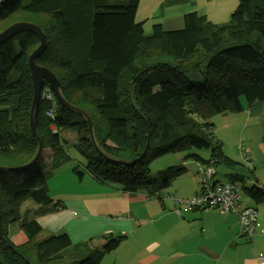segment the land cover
I'll list each match as a JSON object with an SVG mask.
<instances>
[{
	"label": "trees",
	"instance_id": "obj_1",
	"mask_svg": "<svg viewBox=\"0 0 264 264\" xmlns=\"http://www.w3.org/2000/svg\"><path fill=\"white\" fill-rule=\"evenodd\" d=\"M138 3L0 0V32L17 22L41 30L46 45L34 63L56 77L64 99L89 117L99 151L115 161L93 149L81 116L57 102L53 118H48L50 105L40 98L35 132L41 154L28 168L4 170L22 166L36 150L28 129V56L39 41L33 33L21 32L1 45L0 264H98L124 240L108 234L101 235L106 242L100 247L72 243L65 233L43 234L31 209L22 212L28 201L63 207L49 193L42 168L67 159L60 135L65 131L77 133V152L86 162L82 171L96 183L157 197L186 168L169 169L151 179V161L169 152L204 150L208 160L196 154L190 158L197 167L213 162L212 183L222 163L231 169L228 181L241 183L240 191L254 204L264 203V187L254 183L251 167L245 170L224 154L212 123L215 116L237 115L255 102L264 103V0H238L224 25L193 11L183 16L181 29L166 31L154 24L148 35L135 21ZM213 37L214 47L204 51L201 44ZM46 149L50 156L45 165ZM247 170L251 187L244 186ZM83 173L76 172L79 180ZM12 224L19 225L25 243L10 241L7 227Z\"/></svg>",
	"mask_w": 264,
	"mask_h": 264
},
{
	"label": "crops",
	"instance_id": "obj_2",
	"mask_svg": "<svg viewBox=\"0 0 264 264\" xmlns=\"http://www.w3.org/2000/svg\"><path fill=\"white\" fill-rule=\"evenodd\" d=\"M213 7L214 0H139L135 21L142 24L144 31L151 30L154 24H161L166 31L179 30L183 16L194 11L219 25L210 18L208 11L212 12ZM214 43L213 37L201 47L209 51L211 48L206 50L205 45ZM233 118L241 124L232 133L233 146H244L247 153L241 156L252 169L254 183L264 187V180L261 182L258 177L264 173V103L255 102ZM223 120L231 124L232 119L226 116ZM47 152L42 154L44 164L50 156ZM225 155L231 159V154ZM184 168L183 177L173 178L157 197H149L144 191L127 193L90 181V193L60 196L63 207L52 204L33 207L31 211L42 231L65 233L72 243L108 234L123 236L119 247L105 255L112 259L111 264H264V236L245 237L233 213L208 207L184 208L180 201L190 199L199 190L197 162L189 159ZM222 174L225 180L214 182L224 183L228 173ZM84 180L82 176L80 184ZM250 201L241 203L242 207L256 209L264 227V203ZM24 237L13 238L9 234L14 245L25 243ZM105 256L98 264H105Z\"/></svg>",
	"mask_w": 264,
	"mask_h": 264
},
{
	"label": "rangeland",
	"instance_id": "obj_3",
	"mask_svg": "<svg viewBox=\"0 0 264 264\" xmlns=\"http://www.w3.org/2000/svg\"><path fill=\"white\" fill-rule=\"evenodd\" d=\"M238 3V0H214V7L213 11H208L210 15V18L214 20V22L218 23L219 25H224L227 24L230 15L236 8ZM151 30L146 28L145 29V34H150ZM215 44V43H214ZM212 44V46H214ZM212 46H208V44L205 45V49L209 50L212 48ZM240 114V113H239ZM238 115V114H237ZM230 117L231 124L228 122L227 124L225 120H223L225 117ZM233 114H228V115H222V116H215L212 118V123L216 124V128L214 129V135L215 137L221 141L222 143V150L225 152V154H231V159L235 160L238 163H241L244 165L246 168L245 170L249 167L247 162L243 159V156H241L245 153H247L246 149L244 146L242 147H234L233 146V140H232V133L235 134V132L238 130V128L241 126L240 122L235 120L233 118ZM76 132H71V131H65L61 132L62 138L65 140V149L67 151V159L63 161L59 166L56 167H45L43 165L42 171L46 172V175L48 177L47 179V186H50L49 193L53 196L54 201L55 200H61L59 197H69L73 194H77L81 196L86 195L87 192L90 193L89 185L91 184L90 181H93L91 177L83 173L82 169L85 167L86 162L83 159V157L77 152L78 147H77V139H76ZM227 134L229 137H227ZM231 135V136H230ZM234 147V150H233ZM230 150V151H229ZM47 151H49L47 149ZM46 150L43 152L44 156L47 155L49 152ZM196 154L199 156L202 160H206L208 157V152L204 150H194V149H185V150H180V151H175V152H169L164 155H161L154 160L151 161L149 164V178L155 179L157 175H159L162 172H167L169 169H177L180 167H184L187 164V161L191 159L190 155ZM43 157V156H42ZM238 158V159H237ZM48 163V162H47ZM46 163V164H47ZM45 164V165H46ZM216 174L214 176L215 180L218 181H223L224 176L222 172H225L226 174L229 173V167L227 168L224 164H219L216 167ZM263 171L262 169H260ZM77 173H83L84 175V181L82 184H80V180L76 174ZM244 186L246 187H251L253 186V182H248L249 180V171H244ZM256 176V175H255ZM183 177V176H180ZM258 177L260 178L261 182L264 180V173L261 172ZM228 182L227 176H226V181L225 183ZM263 184V183H262ZM237 187L240 189L241 183H236ZM57 197V198H55ZM246 201H250L245 193L243 191H240V202L244 203ZM61 202V201H60ZM62 203V202H61ZM251 203V201H250ZM264 205V204H263ZM33 207H38L34 204H32L30 201L24 203L22 207V212L26 208H33ZM35 209V208H33ZM32 209V210H33ZM7 232L8 236L11 234L13 238H16L17 235H23V232L20 230L18 224H12L7 227ZM13 232V233H12ZM15 233V234H14ZM21 233V234H19ZM43 234H46L45 231H42ZM119 235H114V237H118ZM26 237H24V241ZM130 240V239H129ZM123 241V240H122ZM86 243H91L95 246L100 247V245L104 244L106 241L101 238V236H97L94 238H87ZM121 244V243H120ZM112 259L107 258L105 256L103 262L105 264H111ZM129 259H127V262Z\"/></svg>",
	"mask_w": 264,
	"mask_h": 264
},
{
	"label": "built area",
	"instance_id": "obj_4",
	"mask_svg": "<svg viewBox=\"0 0 264 264\" xmlns=\"http://www.w3.org/2000/svg\"><path fill=\"white\" fill-rule=\"evenodd\" d=\"M41 99L46 100L50 105V108L45 111V116L53 118L57 102L49 87L42 89ZM197 174L199 176L198 192L190 199L180 201L185 209L208 207L233 213L237 218L243 235L246 237L257 234L264 236V227L258 220L256 210L242 207L240 202V189L235 182L212 183L214 174L212 161L205 167L198 165Z\"/></svg>",
	"mask_w": 264,
	"mask_h": 264
},
{
	"label": "water",
	"instance_id": "obj_5",
	"mask_svg": "<svg viewBox=\"0 0 264 264\" xmlns=\"http://www.w3.org/2000/svg\"><path fill=\"white\" fill-rule=\"evenodd\" d=\"M21 32L33 33L39 41V45L28 56V68L30 71V80H31V85H32V97H31V104H30V109H29L28 129H29V132L32 138L36 142V150L33 156L31 157V159L27 161L26 163H24L22 166L16 167V168H5L4 170L14 171V170L28 168L39 158L41 154L42 146L35 132V121H36L38 103L41 98V91L44 87V83H46L49 86L56 101L61 107L65 108L72 114H77L81 116L84 119V121L86 122L88 126L89 141L93 149L105 160L111 161L112 163L115 162V161H112L106 158L99 151L97 143L94 138L92 124H91L89 117L81 109L71 106L64 99L61 93V90L59 88V82L57 81L56 77L48 69L37 66L34 63V59L42 54V52L44 51L45 45H46L45 37L43 33L41 32V30L37 26L31 23H24V22L13 23L12 25L4 29L2 32H0V46L3 45L9 39H11L13 36Z\"/></svg>",
	"mask_w": 264,
	"mask_h": 264
},
{
	"label": "clouds",
	"instance_id": "obj_6",
	"mask_svg": "<svg viewBox=\"0 0 264 264\" xmlns=\"http://www.w3.org/2000/svg\"><path fill=\"white\" fill-rule=\"evenodd\" d=\"M52 92V91H51ZM54 96V95H53ZM55 98V97H54ZM56 100V99H55ZM57 102V101H56ZM57 107V106H56ZM56 110V109H55Z\"/></svg>",
	"mask_w": 264,
	"mask_h": 264
}]
</instances>
